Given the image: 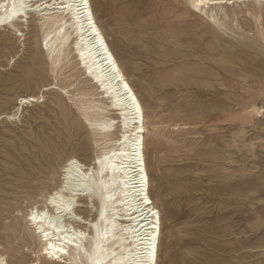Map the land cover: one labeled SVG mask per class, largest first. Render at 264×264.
Returning a JSON list of instances; mask_svg holds the SVG:
<instances>
[{
    "label": "rangeland",
    "instance_id": "obj_1",
    "mask_svg": "<svg viewBox=\"0 0 264 264\" xmlns=\"http://www.w3.org/2000/svg\"><path fill=\"white\" fill-rule=\"evenodd\" d=\"M91 4L147 118L150 196L162 221L158 264H264V0L204 9L191 0ZM37 20L20 25L21 37L0 29V117L12 116L0 121V259L8 264L38 258L23 229L29 201L21 180L69 108L108 103L74 52L56 65L34 59ZM38 34L40 45L45 34ZM52 85L66 91L43 90ZM31 95L43 97L18 112ZM91 135H81L84 151L75 144L56 163L71 153L93 163L100 146ZM11 224L19 235L9 244L4 226Z\"/></svg>",
    "mask_w": 264,
    "mask_h": 264
},
{
    "label": "bare ground",
    "instance_id": "obj_2",
    "mask_svg": "<svg viewBox=\"0 0 264 264\" xmlns=\"http://www.w3.org/2000/svg\"><path fill=\"white\" fill-rule=\"evenodd\" d=\"M237 1L191 3L204 9ZM34 16L38 19L34 59L37 54L48 56L56 65L63 61V55L74 52L84 75L102 90L100 96L108 103L99 101L91 106L78 101V113L69 108L46 144L43 157L20 182L29 201L22 216L23 229L38 246V258L29 264H158L162 221L161 211L150 196L143 103L98 25L91 0H0V29L8 28L21 37L20 25H29ZM39 31L45 34L40 45ZM57 86L43 90L66 91ZM42 97L21 98L18 112L21 104ZM109 109L116 111L115 117L109 115ZM3 118L12 116L3 115L0 121ZM83 132H91L89 140L100 146V155L90 164L71 153L58 165L56 158L61 151L75 144L86 149ZM117 133L121 136L115 139ZM61 169V179L56 181ZM4 229L11 244L19 230L13 224ZM0 264L8 263L1 257Z\"/></svg>",
    "mask_w": 264,
    "mask_h": 264
}]
</instances>
